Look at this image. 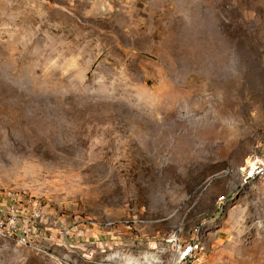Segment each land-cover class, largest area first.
<instances>
[{"label": "rangeland", "instance_id": "374dc122", "mask_svg": "<svg viewBox=\"0 0 264 264\" xmlns=\"http://www.w3.org/2000/svg\"><path fill=\"white\" fill-rule=\"evenodd\" d=\"M264 0H0V185L44 219L0 264H264ZM170 239V241H169Z\"/></svg>", "mask_w": 264, "mask_h": 264}, {"label": "built area", "instance_id": "2783aa9c", "mask_svg": "<svg viewBox=\"0 0 264 264\" xmlns=\"http://www.w3.org/2000/svg\"><path fill=\"white\" fill-rule=\"evenodd\" d=\"M254 182H264V140L259 142L257 154L245 160L239 185L235 190L240 191ZM222 204L223 197L220 198L221 207ZM220 206L215 213L200 220L191 230L187 242L182 244L175 234L172 235L177 264H190L204 251L203 234L220 217ZM43 217L44 209L32 192L24 188L0 185V236L11 238L19 245H31L39 234Z\"/></svg>", "mask_w": 264, "mask_h": 264}]
</instances>
